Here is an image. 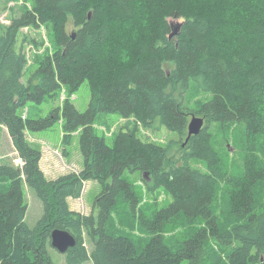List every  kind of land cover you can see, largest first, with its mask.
<instances>
[{
	"label": "trees",
	"instance_id": "trees-1",
	"mask_svg": "<svg viewBox=\"0 0 264 264\" xmlns=\"http://www.w3.org/2000/svg\"><path fill=\"white\" fill-rule=\"evenodd\" d=\"M29 1L32 9L0 24V124L24 162L0 165V264H55V229L77 239L65 253L68 264H264V0ZM171 22L182 23L172 38ZM42 25L58 48L37 60L39 81L26 83L23 29ZM86 81V111L67 96L47 117L20 114L27 102L56 99L64 87L72 95ZM196 93L204 96L193 100ZM102 113L124 120L111 143L95 129ZM194 115L205 126L187 140ZM61 120L66 144L79 131L84 168L48 179L26 130ZM142 128H166L177 139L160 144ZM127 171L139 176L152 204L143 203ZM88 180L102 190L93 211L82 214L68 199L81 197ZM24 181L44 204L34 227L26 222ZM161 189L173 197L164 207ZM222 202L238 222L223 224ZM121 205L149 235L142 247L109 230ZM180 226L185 235L175 244L167 232ZM215 250L225 259L216 261Z\"/></svg>",
	"mask_w": 264,
	"mask_h": 264
},
{
	"label": "rangeland",
	"instance_id": "rangeland-1",
	"mask_svg": "<svg viewBox=\"0 0 264 264\" xmlns=\"http://www.w3.org/2000/svg\"><path fill=\"white\" fill-rule=\"evenodd\" d=\"M26 8L32 9V4L29 0H0V24L5 25L10 23L8 15L22 13ZM74 29V24L70 22L67 26L68 32L73 33ZM23 31L28 37L25 44L27 66L24 76V81L27 83L31 76L33 79V74L37 68V60L47 54L52 55L58 47L51 30L44 25L40 28L26 27ZM166 67L172 68L173 64L168 63L166 64ZM38 81L39 78L34 77L33 83H37ZM67 96H69L70 100L75 104L78 110L82 112L86 111L91 99L89 82H84L72 95H69L67 89L64 87L61 90V94L56 99L48 97L40 103L34 101L27 102V104L20 109V114L24 119L47 117L52 114L51 112L63 105ZM203 96L196 93L193 100ZM122 121L124 120L117 113H102L99 114L94 125L97 133L106 137L111 143L114 139V131H118L122 127ZM141 132L144 137H148L150 140L160 144H167L170 139H177L176 134L166 128H163L160 131H152L142 128ZM26 136L32 145L41 150L42 158L40 166L48 179H57L58 177L71 172L79 173L84 168V158L79 144V131L74 133L70 139V143L66 144L64 140L63 120L57 121L51 128L42 131L33 132L26 130ZM230 147L234 151L231 144ZM6 163L18 167H23L24 165V162L18 157V153L13 146L7 127L0 124V165ZM125 176L137 184L143 203L152 204L153 199L147 195L145 186L139 176L129 171L125 173ZM0 185H2V183ZM23 188L25 202L28 204L26 222L29 226L34 227L45 213L44 204L25 181ZM101 190L102 186L98 181H86L82 196L80 197L81 199L77 200V203H75L76 201L74 198L68 199L71 209H76L74 211L82 214H90L93 211L95 197L101 192ZM157 196L159 199V207L167 206L173 200V197L164 189L158 191ZM260 201L263 202L264 197H262ZM219 210V213H221V220L225 226H228L233 222H238L237 219H233V216L230 215V208L226 205V202L220 204ZM94 212L97 214L98 210L95 209ZM185 229V227L180 226L169 230L167 232L169 240L176 244L177 241L185 235ZM109 230L111 232L122 233L129 236L139 247L143 246L149 236L137 222L129 218L123 205L115 210L110 222ZM87 247L90 251L92 250L93 247L91 242H87ZM49 251L55 264H68L65 253L59 252L53 246L49 247ZM215 251L216 253L213 252V257L216 261H218L219 258L225 259V254L220 250ZM84 264L94 263L92 260H89ZM181 264H189V261L184 260Z\"/></svg>",
	"mask_w": 264,
	"mask_h": 264
},
{
	"label": "water",
	"instance_id": "water-1",
	"mask_svg": "<svg viewBox=\"0 0 264 264\" xmlns=\"http://www.w3.org/2000/svg\"><path fill=\"white\" fill-rule=\"evenodd\" d=\"M173 31L170 34V38L177 35L178 31L180 30L182 23L171 22ZM205 126V119L200 116H192L191 121L189 123V134L188 139H190L193 135H198ZM77 243V239L74 235L70 232L62 229H55L52 232L51 236V245L57 249L61 253H67V251L75 246Z\"/></svg>",
	"mask_w": 264,
	"mask_h": 264
},
{
	"label": "crops",
	"instance_id": "crops-1",
	"mask_svg": "<svg viewBox=\"0 0 264 264\" xmlns=\"http://www.w3.org/2000/svg\"><path fill=\"white\" fill-rule=\"evenodd\" d=\"M11 141H12V139H11ZM13 143V142H12ZM14 146V145H13ZM79 199H81L80 197L79 198H74V200L76 201L75 203H77V200H79ZM80 202V201H79ZM74 210H76V209H74Z\"/></svg>",
	"mask_w": 264,
	"mask_h": 264
}]
</instances>
